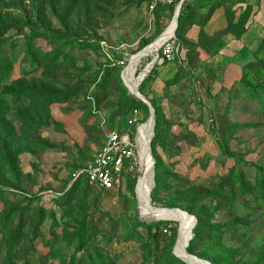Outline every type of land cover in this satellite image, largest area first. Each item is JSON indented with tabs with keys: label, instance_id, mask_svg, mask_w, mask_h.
Wrapping results in <instances>:
<instances>
[{
	"label": "rangeland",
	"instance_id": "obj_1",
	"mask_svg": "<svg viewBox=\"0 0 264 264\" xmlns=\"http://www.w3.org/2000/svg\"><path fill=\"white\" fill-rule=\"evenodd\" d=\"M24 1L41 7L58 33L30 47L28 31L9 32L0 53L12 63L7 83L26 84L6 100L18 153L12 175L0 168V264H187L173 255L179 224L155 230L146 225L160 222L139 214L138 159L137 171L109 191L72 189L67 180L110 132L136 144L148 109L133 103L123 76L160 36L157 8L149 12L141 0ZM245 6L185 0L180 10L195 12L178 21L174 61L155 63L160 49L152 48L133 75L153 61L137 86L154 72L144 88L158 116L151 153L159 185L150 205L199 217L190 254L210 264H264V0ZM249 22L256 31L244 41L248 53L232 57L237 64L228 53L224 68H210L227 34L243 36Z\"/></svg>",
	"mask_w": 264,
	"mask_h": 264
},
{
	"label": "trees",
	"instance_id": "obj_2",
	"mask_svg": "<svg viewBox=\"0 0 264 264\" xmlns=\"http://www.w3.org/2000/svg\"><path fill=\"white\" fill-rule=\"evenodd\" d=\"M242 1L244 5H246L245 6L246 8L250 7V5L246 3V0H242ZM141 2L145 3L146 0H141ZM28 7L30 9H27V6L25 5L24 0H0V53L3 51L4 44L7 41L6 36L9 32L13 31V32L18 33L19 35H22L25 31H28L29 35L26 38H27V41L30 47L32 46V43L34 40L41 39L43 37H46L47 39L54 38L55 33H58V32H54L50 24L47 23L45 19V13L41 7H37V8H34L33 6H28ZM173 11H174L173 6L172 7H158L154 11L157 13V16L162 18V21H163V23L161 24L162 27H160L159 30L157 31V35H160L164 30H166L167 22L169 21L171 17H173L172 16ZM194 12L195 10L190 9V8L185 9V10L181 9L178 14L179 16L178 21L179 22L182 21L183 19L189 17V15L193 14ZM242 34L243 32L236 37L230 34H227V35L232 37L231 40L239 41L242 37L241 36ZM175 40H176V37H175ZM224 46H225V43L220 48L223 49ZM217 53L218 51L216 53H213V55H216ZM11 71H12L11 61L9 60L3 61L2 56L0 54V89H1V95H0V168L4 169L5 173H8V175H12L15 172L14 164H15V160H16V156L18 152L14 150L13 142L15 140V132H13V128L11 127V124H10L11 118L10 116H8L9 110L7 107L6 100L8 96H15V93H13L14 88H19V89L26 88V84H24L23 82H11L9 84L7 83L8 81L7 76L11 73ZM153 74L154 72H152L150 76L142 83V86L138 88L141 94L144 95L146 98L149 97V94H148V91L144 89L145 84H147V82L150 80ZM23 93L25 92H18V95L23 96L24 95ZM132 101L133 103L134 102L138 103L136 106L141 105L143 109L146 110L145 105H143L141 101L137 102L135 101V99H132ZM151 105L153 106L152 103ZM154 112H155V126H156L157 119H158L157 110L154 109ZM21 119L24 120V116ZM85 164L78 166L76 168H73L71 170L69 177L67 179L69 183L71 182L72 173H74L79 168H82ZM155 167L157 168V165ZM137 169L138 167L135 169V171H137ZM136 175L137 174H135V177ZM71 185L73 187L72 189L74 188L76 189V187L78 186L88 185V184L84 178H80L79 180L71 183ZM158 185H159V179H158V174H156L155 175V187ZM128 189L129 190L131 189L130 185ZM196 219H197V223L192 230V234H193L192 241L193 242H194V239L198 236L199 232L201 231V228H200L201 223H202L201 219L199 217H196ZM162 222L157 223V224H152V225H146V227L151 226L155 230H157L162 225ZM170 224L175 227L174 223H170ZM18 237L19 236H15L16 240L18 239ZM193 242H191V244L187 248L188 253H191V247H192ZM83 245L81 247H84L86 244L84 246ZM172 260L174 262H177V260L174 258H172Z\"/></svg>",
	"mask_w": 264,
	"mask_h": 264
},
{
	"label": "bare ground",
	"instance_id": "obj_3",
	"mask_svg": "<svg viewBox=\"0 0 264 264\" xmlns=\"http://www.w3.org/2000/svg\"><path fill=\"white\" fill-rule=\"evenodd\" d=\"M177 9L172 14V20L169 24V26L166 28V30L160 35L153 44L146 46L143 50L136 53L134 57L131 58L127 74L123 76V82L125 86L127 87L128 91L136 95L138 91L136 89L138 88V84L141 81L142 78L146 75V73L150 70L151 64L149 63L144 71L139 74L137 78H134L135 75V68L140 61V59L144 56H146L152 48H157L163 43H165L168 39L173 37L174 31L177 28L178 20H177ZM158 51V50H157ZM157 51L155 53H157ZM155 59V58H154ZM126 71V70H125ZM125 73V72H124ZM134 75V77H133ZM139 132L136 138V154H138V166L139 169V177L138 181L136 183V196H137V203H138V210L139 214L142 218H144L145 221H171V222H177L179 224V230L177 233V243L174 247V253L175 256L178 259H181L185 261L188 264H201L200 261L190 257L186 250L188 238H189V230L190 226L192 225L190 222L189 217L183 213L180 210L176 209H164V210H156L153 209L148 203L147 199V182L148 185L151 184V165L150 160L148 156V145L152 137V128H151V122L150 120L146 121L143 125L139 127ZM146 184V186H145Z\"/></svg>",
	"mask_w": 264,
	"mask_h": 264
},
{
	"label": "built area",
	"instance_id": "obj_4",
	"mask_svg": "<svg viewBox=\"0 0 264 264\" xmlns=\"http://www.w3.org/2000/svg\"><path fill=\"white\" fill-rule=\"evenodd\" d=\"M185 0H146L148 11L158 7H174L183 4ZM177 43L175 36L168 39L160 47V55L155 63H171L176 57ZM123 66L124 62H118ZM132 126L133 121H129ZM137 154L134 142L129 133L112 131L108 134L102 148L87 162L71 175V182L84 178L89 186L99 191H109L119 185L122 174L134 172L137 168Z\"/></svg>",
	"mask_w": 264,
	"mask_h": 264
},
{
	"label": "water",
	"instance_id": "obj_5",
	"mask_svg": "<svg viewBox=\"0 0 264 264\" xmlns=\"http://www.w3.org/2000/svg\"><path fill=\"white\" fill-rule=\"evenodd\" d=\"M180 7H181V4H179L176 8H178L177 9V16H178V14H179V11H180ZM176 8L174 9V11H173V13L175 12V10H176ZM179 17V16H178ZM178 17H177V20H178ZM175 34V33H174ZM160 35H162V33L160 34ZM151 64V67H150V69L153 67V61L150 63ZM149 72V71H148ZM143 80V78L141 79V81ZM140 81V82H141ZM136 91H138V88L136 89ZM133 95V94H132ZM137 100H139V101H141L142 103H144L145 105H146V107H147V109H148V118H147V120L146 121H148V120H150V122H151V128H152V138L154 137V124H155V112H154V109H153V107H152V105H151V103L149 102V100L144 96V95H142L141 94V92L140 91H138L137 92V94L136 95H133ZM145 121V122H146ZM151 141H152V139L150 140V142H149V145H148V156H149V160H150V165H151V184L150 185H148V182H147V190H148V193H147V199H148V203H150L151 205H152V203H151V198H150V194H151V192H152V190L155 188V165H154V159H153V157H152V153H151ZM145 186H146V184H145ZM176 210H180V211H182L183 213H185L188 217H189V219H190V221L192 222V225L190 226V230H189V240H188V243H187V248H188V246H189V242L192 240L191 238H192V230H193V228L195 227V225H196V223H197V221H196V219L193 217V216H190L187 212H185V211H183V210H181V209H176ZM141 220V219H140ZM143 221V220H142ZM144 222H147V221H144ZM151 222H162L161 220H156V221H148V223H151ZM166 222H168V221H166ZM173 255H174V252H173ZM190 257H192V258H194V259H196V260H198V261H200L201 262V264H210V263H208L207 261H204V260H201V259H198L197 257H195V256H193V255H191V254H188ZM174 257H176L175 255H174ZM177 258V257H176ZM178 259V258H177ZM188 264V263H187Z\"/></svg>",
	"mask_w": 264,
	"mask_h": 264
},
{
	"label": "crops",
	"instance_id": "obj_6",
	"mask_svg": "<svg viewBox=\"0 0 264 264\" xmlns=\"http://www.w3.org/2000/svg\"><path fill=\"white\" fill-rule=\"evenodd\" d=\"M262 2V0H256V1H253V0H246V3L248 5H259V3ZM257 13V12H256ZM255 13V14H256ZM261 13H263V11H261ZM254 15V13H252ZM261 16V14H258ZM258 15L256 16L257 19H260V17H258ZM256 25H254L253 23L250 24L249 22V25L247 26V30H246V33L241 37V39L239 41H234V40H230L227 44V46L222 50L220 51V53L214 57L211 58L210 62H209V66L210 68H213L215 70L218 69H222L224 68V64H225V59L226 57H229L228 53H230V58H231V61L230 63H236V59L237 61H241L239 58H241V56L245 55V53L247 54L248 53V48L245 46V39L250 36L249 35V32L252 30L254 31L255 30V27ZM254 28V29H253ZM259 29V27H258ZM256 31V30H255ZM254 34V33H253ZM236 56V57H235ZM232 57H235L234 59ZM233 59V60H232ZM237 64V63H236ZM230 65V64H229ZM140 169V167H139Z\"/></svg>",
	"mask_w": 264,
	"mask_h": 264
}]
</instances>
